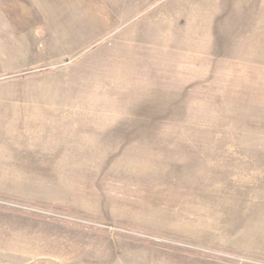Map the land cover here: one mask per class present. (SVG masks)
<instances>
[{"label": "rangeland", "instance_id": "374dc122", "mask_svg": "<svg viewBox=\"0 0 264 264\" xmlns=\"http://www.w3.org/2000/svg\"><path fill=\"white\" fill-rule=\"evenodd\" d=\"M0 264H264V0H0Z\"/></svg>", "mask_w": 264, "mask_h": 264}]
</instances>
